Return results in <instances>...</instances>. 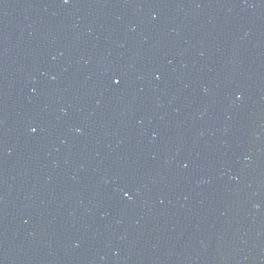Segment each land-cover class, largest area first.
<instances>
[{
    "label": "water",
    "instance_id": "95a60500",
    "mask_svg": "<svg viewBox=\"0 0 264 264\" xmlns=\"http://www.w3.org/2000/svg\"><path fill=\"white\" fill-rule=\"evenodd\" d=\"M0 264H264V0H0Z\"/></svg>",
    "mask_w": 264,
    "mask_h": 264
}]
</instances>
